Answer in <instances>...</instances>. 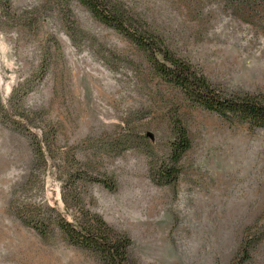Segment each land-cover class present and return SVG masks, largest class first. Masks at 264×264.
<instances>
[{
    "label": "rangeland",
    "instance_id": "1",
    "mask_svg": "<svg viewBox=\"0 0 264 264\" xmlns=\"http://www.w3.org/2000/svg\"><path fill=\"white\" fill-rule=\"evenodd\" d=\"M115 1L221 91L264 96L261 4ZM4 2L0 264H104L58 228L84 212L130 238L134 264H240L244 246L264 264V129L192 106L78 0ZM176 119L192 148L158 186Z\"/></svg>",
    "mask_w": 264,
    "mask_h": 264
},
{
    "label": "trees",
    "instance_id": "2",
    "mask_svg": "<svg viewBox=\"0 0 264 264\" xmlns=\"http://www.w3.org/2000/svg\"><path fill=\"white\" fill-rule=\"evenodd\" d=\"M78 1L98 22L115 30L131 43L145 57L155 76L165 85L178 90L192 106L215 113L230 122L238 121L254 129H264L263 95L228 94L221 91L188 61L176 56L165 41L146 27L145 22L130 14L115 0ZM232 1L249 10L259 4L264 7V0ZM4 5L8 9V0H5ZM172 129L169 161L155 170L154 182L158 186L175 185L178 182L183 156L192 148L188 129L183 122L174 120ZM37 153H41V148H38ZM96 182L108 187L103 181ZM83 217V223L68 222L64 216L59 217L58 228L69 244L94 253L104 264H134L128 257L131 246L129 237L112 230L99 216L91 217L88 212H84ZM31 222L37 233H43L46 227L44 221L33 219ZM241 253L245 257L240 264H244L249 259L248 249L244 246Z\"/></svg>",
    "mask_w": 264,
    "mask_h": 264
}]
</instances>
